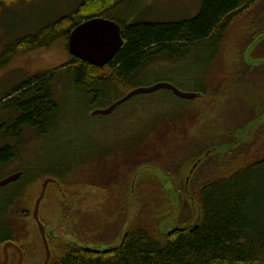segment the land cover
I'll list each match as a JSON object with an SVG mask.
<instances>
[{"label":"rangeland","instance_id":"obj_1","mask_svg":"<svg viewBox=\"0 0 264 264\" xmlns=\"http://www.w3.org/2000/svg\"><path fill=\"white\" fill-rule=\"evenodd\" d=\"M79 2L30 0L0 10V102L24 82L50 73L71 60L61 41L55 42L50 49H36L11 58L4 53L18 40L35 35L44 26L68 14ZM138 2L140 12L133 21L149 23L193 19L202 4V0ZM251 22L256 31L253 28L248 34L249 40L243 36L237 42L239 69L237 72L233 69L229 71L226 96L221 97L214 109L199 121L200 133L191 146L194 151L191 157L184 158L177 176L164 179L163 184L170 193L171 209L168 215L158 220V227L163 233L195 222L196 206L192 197L197 185L210 178L217 161L223 160L228 152L238 154L254 142L259 130H264V0L257 1L251 13ZM227 36L228 29L212 41L191 45L176 60L160 58L152 61L134 80V89L165 83L182 93H197L211 85L217 87L225 81V59L234 67L235 55L225 57ZM260 36L263 38L261 42L256 46V42L250 45ZM225 69H228V63ZM64 75V72H59L51 85L59 111L54 116L50 133L37 136L35 130L25 129L19 139H0V147L8 144L16 149V158L0 168V182L19 170L25 172L21 181L12 182L4 188L0 186V222L1 213L12 197L5 211L4 223L15 234L24 236L31 232L36 235L30 239L32 242L24 241L22 244L25 253L23 264H42L44 259L43 243L32 218L43 182L55 180V177L57 180V185L46 186L48 191L45 190L41 198L49 195L39 211V219L48 235L86 248H116L137 214V208L127 201L118 219L104 222L105 218L100 214L102 198L99 201L97 187L117 177L118 173L125 174L124 171L137 162L140 155L150 151V158L158 157L160 142L170 130L185 131L197 117L195 101L177 98L167 90L129 100L107 116L86 114L90 100L78 97L79 92L72 83L63 79ZM110 100H114V96ZM107 103L101 102L94 108L105 109ZM147 104L146 111L137 114L139 121L135 113L124 115L135 106ZM149 108L150 115L147 112ZM15 114L9 102L0 105V124L14 120ZM168 120L174 122L172 127ZM122 130H125L119 134L122 142L110 138L103 143L105 145L98 142L104 140L107 134L114 137ZM204 155L195 172L190 174V165ZM144 160L150 159L146 157ZM142 172L148 175L152 170ZM58 176L61 177L57 179ZM37 177L46 179L42 181ZM19 189H22L20 193L12 196ZM27 207L30 208L29 217ZM0 251L2 253L1 248ZM12 252H9L11 264H16L18 256Z\"/></svg>","mask_w":264,"mask_h":264},{"label":"trees","instance_id":"obj_2","mask_svg":"<svg viewBox=\"0 0 264 264\" xmlns=\"http://www.w3.org/2000/svg\"><path fill=\"white\" fill-rule=\"evenodd\" d=\"M29 1L0 0V10ZM257 1L202 0L201 9L193 19L149 23L133 21L140 12L138 0H80L68 14L6 49L4 55L11 58L36 49H50L57 41L66 47L70 32L77 25L94 18L118 24L123 39L121 48L103 68L71 57L67 64L24 82L6 95L2 101L14 107L16 118L0 124V139H19L25 129L35 130L37 136L50 133L54 116L59 111L51 85L59 72L65 73L63 79L72 83L80 94L78 97L90 100L89 107L85 109V113L90 114L91 110H95V105L108 101V108L133 90L134 80L152 61L160 58L176 60L191 45L212 41L227 29L229 36L225 57L235 55L233 68L225 59L224 82L196 93L193 101L196 102L197 117L193 124L185 131L170 130L161 140L158 160V157L150 158L149 151L130 164V170L124 171L125 174L118 173L116 178L97 187L99 201L102 198L100 214L105 218L104 222L118 219L127 201L137 208V214L124 233L121 244L110 250H97L65 243L47 234L51 253L48 264H264V130H259L254 142L242 148L238 154L228 152L223 160L217 161L210 178L197 185L192 197L196 206V219L192 225L175 227L167 233L158 227V220L168 215L171 209L170 193L163 184L164 179L177 176L184 158L191 157L194 151L191 146L196 143L200 133L199 121L214 109L221 97L226 96L229 71L233 69L237 72L239 69L237 42L243 36L249 40L248 34L253 28L256 31V26L251 22V13ZM226 63L228 69H225ZM112 96L114 100H110ZM143 96L138 95L130 100ZM1 102L0 105L4 104ZM147 106H135L124 115L135 113L139 121L138 112L146 111ZM147 112L150 115V108ZM167 122L170 127L173 126L174 122ZM124 131L115 133L114 137L107 134L104 140L98 142L103 144L107 138L122 142L119 134ZM146 157L150 160H144ZM15 158L14 147L8 144L0 147V168ZM204 158L205 155L190 163V174L195 172ZM138 162L140 164H135ZM150 169L153 174L142 172ZM20 173L17 181L24 179L25 172L21 170ZM45 179L41 177L38 180ZM55 181L57 183L56 177ZM21 190L15 191L12 196ZM48 196L44 195L39 211ZM6 209L1 213L0 248L4 243L12 242L25 256L23 242H32L30 239L36 235L31 232L24 236L15 234L4 223ZM27 209L29 217L30 208ZM28 217L24 216L26 219Z\"/></svg>","mask_w":264,"mask_h":264},{"label":"water","instance_id":"obj_3","mask_svg":"<svg viewBox=\"0 0 264 264\" xmlns=\"http://www.w3.org/2000/svg\"><path fill=\"white\" fill-rule=\"evenodd\" d=\"M263 38L262 36H260L259 38L252 40L250 45H253L256 42L255 44L256 46L259 42L263 40ZM122 44H123V39L121 34V28L118 24L110 20L94 18L77 25L70 32L67 40V52L73 58L84 61L96 68H103L109 61H111L114 58L115 54L121 48ZM160 90L170 91L177 98L184 100H193L197 97L196 93H182L170 84L161 83L147 88H135L131 90L128 94H126L124 97H122L121 99L117 100L115 103L110 105L108 108L101 110L95 109L92 111L91 114L101 115V116L110 115L117 107L126 103L131 98L138 95L153 94ZM20 176L21 173L13 174L5 178L3 181H1L0 186L5 187L8 184L17 181L20 178ZM50 182H52L50 179H47L45 182H43L42 191L38 199L35 201L33 214H32V218L36 223L38 232L40 234L44 246L45 259L43 264H48L51 253L45 237V229L39 220V205L41 198L45 192L46 186ZM10 248L14 249L18 253V260L16 264H22L23 263L22 251L17 245H15L12 242H6L2 245L3 259L0 262V264H8L9 262L8 250Z\"/></svg>","mask_w":264,"mask_h":264},{"label":"flooded vegetation","instance_id":"obj_4","mask_svg":"<svg viewBox=\"0 0 264 264\" xmlns=\"http://www.w3.org/2000/svg\"><path fill=\"white\" fill-rule=\"evenodd\" d=\"M16 173H20V171L19 172H16ZM51 184V183H50ZM49 184V185H50ZM52 184H54V185H57V183H56V181L54 180L53 181V183ZM41 188H42V186H41ZM47 188V187H46ZM46 190V189H45ZM70 208V206H68L67 207V209H69ZM46 235H47V233H45V237H46ZM46 240H47V237H46ZM48 242V241H47ZM49 245V244H48ZM10 250H12L13 252L12 253H16L17 254V256H18V253L14 250V249H9L8 250V254H9V252H10ZM22 251V250H21ZM22 254H23V251H22ZM3 255V254H2ZM23 258H24V255H23ZM18 260V259H17ZM24 261V260H23ZM9 264H11V255L9 254Z\"/></svg>","mask_w":264,"mask_h":264},{"label":"bare ground","instance_id":"obj_5","mask_svg":"<svg viewBox=\"0 0 264 264\" xmlns=\"http://www.w3.org/2000/svg\"><path fill=\"white\" fill-rule=\"evenodd\" d=\"M3 254V253H2Z\"/></svg>","mask_w":264,"mask_h":264}]
</instances>
